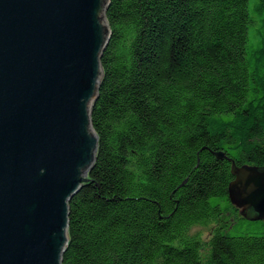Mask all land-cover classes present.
Masks as SVG:
<instances>
[{
  "label": "trees",
  "instance_id": "1",
  "mask_svg": "<svg viewBox=\"0 0 264 264\" xmlns=\"http://www.w3.org/2000/svg\"><path fill=\"white\" fill-rule=\"evenodd\" d=\"M106 18L64 264H264V220L229 197L230 160L264 167V0H110Z\"/></svg>",
  "mask_w": 264,
  "mask_h": 264
},
{
  "label": "water",
  "instance_id": "2",
  "mask_svg": "<svg viewBox=\"0 0 264 264\" xmlns=\"http://www.w3.org/2000/svg\"><path fill=\"white\" fill-rule=\"evenodd\" d=\"M109 3L0 0V264H64L69 203L98 155ZM230 161L231 202L264 220V167Z\"/></svg>",
  "mask_w": 264,
  "mask_h": 264
},
{
  "label": "rangeland",
  "instance_id": "3",
  "mask_svg": "<svg viewBox=\"0 0 264 264\" xmlns=\"http://www.w3.org/2000/svg\"><path fill=\"white\" fill-rule=\"evenodd\" d=\"M215 228H216V224H214V225H210L209 227H206V228H204V227H196L195 229H194V231H200V232H203V239H204V241L205 242H208L209 240H210V238H211V236H212V234H213V232H214V230H215ZM209 251V248H206V250H205V255H206V253Z\"/></svg>",
  "mask_w": 264,
  "mask_h": 264
}]
</instances>
